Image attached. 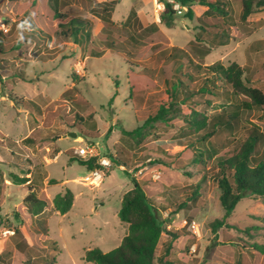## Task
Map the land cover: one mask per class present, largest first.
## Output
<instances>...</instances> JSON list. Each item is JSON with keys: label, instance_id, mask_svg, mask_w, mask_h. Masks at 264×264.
Masks as SVG:
<instances>
[{"label": "rangeland", "instance_id": "1", "mask_svg": "<svg viewBox=\"0 0 264 264\" xmlns=\"http://www.w3.org/2000/svg\"><path fill=\"white\" fill-rule=\"evenodd\" d=\"M96 1L104 0H61L62 8H75L90 21V30L92 26L89 39L74 41L60 30L52 31L40 2L0 0V168L6 172L12 168L19 176L33 171L44 188L43 207L33 208L44 214L30 221V205L22 204L15 211L18 219L0 223V237H5L2 230L25 223L40 237L36 249L23 255L13 257L9 250L6 264H31L33 256L36 264H94L83 260L88 249L109 252L125 234L118 213L122 195L134 180L153 199L164 223L157 258L172 243L170 257L175 264H264V197L242 199L226 218L241 231L213 228L225 215L216 180L221 152L209 157L205 147L218 148L233 135L222 129L211 139L203 138L232 113L264 134V107H248V98L223 80L200 90L206 72L199 68L235 62L246 69L249 84L264 93V6L254 0L252 14L242 21L243 0H209L220 3L226 18L203 13L193 3V19L187 16L188 6L174 8L175 24L169 28L161 19L167 9L160 0H117L113 25L103 24L91 13ZM22 20L27 28L19 32ZM29 21L52 31L51 37L36 43L28 34L23 36L22 31L31 28ZM222 31L230 36H221ZM226 39L230 43L220 46ZM205 46L211 53L204 59L190 49ZM186 74L193 77L192 82L184 78L193 96L178 103L173 117L152 120L172 83ZM139 127L141 134H123ZM86 144L118 164L104 169L96 184L83 178L65 185L64 180L89 173L76 152ZM60 150L65 153L57 159ZM199 154L203 162L193 163ZM44 156L49 159L46 166L40 161ZM9 176L14 184L6 190V206L8 196L17 200L26 192L11 172ZM44 178L52 195L73 190L68 214L55 212ZM196 184L199 195L193 199ZM9 236L13 243L22 241L15 233Z\"/></svg>", "mask_w": 264, "mask_h": 264}, {"label": "trees", "instance_id": "2", "mask_svg": "<svg viewBox=\"0 0 264 264\" xmlns=\"http://www.w3.org/2000/svg\"><path fill=\"white\" fill-rule=\"evenodd\" d=\"M165 3L167 11L162 14V22L169 28L174 26L173 14L175 13L173 5L168 0H160ZM180 6H188L187 16L193 19L195 9H192L193 3H198L199 10H203V13H210L216 15L218 18H226V11L220 7V3L209 0H174ZM254 0H243V10L241 14V20L246 21L252 14V6ZM35 5L38 2L43 4V7L47 10L48 20L52 31L57 30L56 33L71 38L74 41H78L79 38L89 39L91 37V30L89 28L90 21L81 15L80 11L75 10L73 7L62 8L61 0H31ZM118 4L117 0H104L101 2L96 1L91 8V13L95 15L105 25H113L112 19L113 13ZM259 4L264 6V0H260ZM211 22V21H210ZM210 22H207L210 24ZM30 29L28 32L22 31L23 36L29 35V38L36 40V43L44 41V37L50 38L52 31L39 29L32 22L29 21ZM21 28L26 30L25 21H21L18 31ZM221 36H230L222 32ZM230 43V40L226 39L220 46H224ZM191 44H195L192 42ZM111 46H115V43L110 42ZM194 54L200 53L201 59H204L211 53V49L208 46L197 49L190 47ZM129 59V57H128ZM201 70L206 72L204 76V85L200 90H209V82L213 86H217L219 80H223L226 84L230 85L234 92L243 95L248 98L246 105L248 107H264V93L261 89L251 86L249 80L244 77L246 69L237 63H231L226 66L222 62L218 61L212 65L199 66ZM20 74V72H19ZM189 79V82L193 81L192 76L179 75L171 85V89L168 92L167 100L159 105L158 113L152 120H166L167 116L173 117L175 114L174 109L180 101L189 99L193 96L194 92L185 85L184 78ZM202 123L201 121H195ZM147 125V124H145ZM143 125V127L145 126ZM219 127H215L211 132H208L204 139H211L216 133L222 129L231 131V137L223 139L218 148L214 147L210 149L205 147V152L209 157L212 154H217L219 151L221 155L218 156L217 164L219 167L218 175L216 177L219 189H220V203L225 211L223 219H217L213 228L216 230L223 226L233 227L236 230L241 231L240 227L235 224L226 223L228 218L235 210L238 203L245 198L264 197V149L260 150V147L264 143V134L256 126L244 125L241 122L240 115L238 113H232L221 123ZM143 127H139L134 131L123 130L124 135L141 134L139 133ZM112 129L107 132V136L110 135ZM240 135V136H239ZM239 136V137H238ZM220 147V148H219ZM202 154H199L194 159L195 164L203 162L201 158ZM110 158L114 163L118 162L114 157ZM80 165L86 166L88 170L92 171L101 166L97 163L96 157L89 159L78 160ZM121 165V164H119ZM2 170L0 168V176ZM14 181L17 184H24L29 181L27 176L20 177L19 175H12ZM31 192L25 198L23 204H28V208L32 213L35 212L33 208L43 207L44 201L37 197V193L32 191V186H29ZM199 185H195L191 198L195 199L199 195ZM74 194L70 189L64 192L58 193L53 199V205L57 212L62 215L67 214L73 207ZM39 210V209H38ZM42 210V209H40ZM118 216L123 224L126 226V234L123 236L120 245L109 252H104L100 248L95 247L88 249L83 257L86 262H92L94 264H156L159 259L160 264H175L174 260L170 257L172 243L166 248L163 257L156 255L158 245L164 232V223L157 215V209L154 205L153 199L148 196V193L143 189L141 184L134 180L133 186L128 189L122 197L121 207ZM15 217L18 216L15 213ZM14 229V228H12ZM15 233L21 236L20 230L16 229ZM175 237V235H172ZM251 246V245H250Z\"/></svg>", "mask_w": 264, "mask_h": 264}, {"label": "crops", "instance_id": "3", "mask_svg": "<svg viewBox=\"0 0 264 264\" xmlns=\"http://www.w3.org/2000/svg\"><path fill=\"white\" fill-rule=\"evenodd\" d=\"M65 152L60 150V152L56 155L57 159L61 156V154H64ZM40 161L46 166L49 164V159L46 158L44 156V159H40ZM45 161V162H44ZM53 161V160H51ZM48 162V163H47ZM83 166V165H82ZM42 167V166H41ZM83 167H86V166H83ZM87 168V167H86ZM2 170V175L0 176V221H4L6 220L7 218H10L12 220L13 217H15V211H18L20 205L23 204L25 198L29 195V193L31 192L29 186H32V191H35V193H37V197L40 198L41 200H44L42 195H43V190L44 188H42L41 184L42 182L39 181V183H37V177H33V171H30L28 170V173H25L24 175H20L21 177L23 176H27L29 178V181L24 183V184H21L20 186H22L23 188H26V192L25 194L24 193H21V198L20 199H17V200H13L11 196H8V198L10 199V203L6 206L5 203L7 201V196L5 195L6 193V190L8 189V186H12L14 183L11 181L10 179V172L13 174H18L17 172L13 171L12 168H9V170L6 172L4 171L3 169ZM88 170V168H87ZM90 172V170H88ZM89 174V173H88ZM86 174V175H88ZM85 175V176H86ZM85 176H82V177H79V178H72V179H66L64 180L62 183H65V185L68 184V182H70L71 180L73 182H77V181H81ZM12 177V176H11ZM46 177H51V174H49L48 176ZM38 180H40L38 178ZM43 184H45V190L47 191V197H48V201L52 202L53 204V199L54 197L58 194V193H61V192H64L65 190L69 189V188H66L64 190H61L60 192H57L56 194L52 195L50 193H48V181H47V178H44L43 180ZM59 182L55 183L54 185H58ZM29 185V186H28ZM87 185V184H86ZM99 185V184H98ZM89 186V185H87ZM96 185H92L90 187H94ZM39 187V189L37 188ZM89 187V188H90ZM130 189V188H129ZM28 190V191H27ZM72 192L73 190L70 189ZM128 190V189H127ZM126 190V191H127ZM125 191V192H126ZM124 192V193H125ZM74 194V192H73ZM123 196V195H122ZM75 198V196H74ZM7 204V203H6ZM72 210V209H71ZM70 210V211H71ZM56 213H59L55 210ZM30 213V212H29ZM28 213V216L30 217V221H34L36 218H38L39 216H41L42 214H44V211H40V212H34V213H31L29 214ZM69 213V212H68ZM67 213V214H68ZM94 213L96 214H99L100 212L98 211V208H95L94 209ZM60 214V213H59ZM62 215V214H60ZM66 215V214H65ZM64 216V215H62ZM3 217V218H2ZM121 221V220H120ZM9 223V226L12 224L10 222ZM122 224V222H121ZM28 224L25 223L23 224L22 226H20L18 228V230H20L21 232V238H22V241L20 242H17V243H13V240L10 236H5V237H0V264H6L9 262L10 258L9 256L11 255L9 252H13V257L14 256H17L18 253L20 255H23L25 254L26 252H28L29 250L37 247L36 244L38 242V239H40V237H38V234L35 230L29 228L27 226ZM123 225V224H122ZM124 226V225H123ZM125 228V226H124ZM15 229V228H14ZM13 229V230H14ZM16 230V229H15ZM15 230H14V233H15ZM125 230L127 231V229L125 228ZM49 231V230H48ZM126 231H125V234H126ZM124 234V235H125ZM15 235H17L15 233ZM123 234L120 235L119 238H123L124 236ZM122 238L119 239L120 243L122 241ZM119 243V244H120ZM118 244V245H119ZM12 245V246H11ZM117 245V246H118ZM11 246V247H10ZM116 246V247H117ZM10 247V249H9ZM99 248V247H98ZM36 249V248H35ZM10 250V251H9ZM36 259V256H33V259H32V262L31 264H36L37 261H35Z\"/></svg>", "mask_w": 264, "mask_h": 264}, {"label": "built area", "instance_id": "4", "mask_svg": "<svg viewBox=\"0 0 264 264\" xmlns=\"http://www.w3.org/2000/svg\"><path fill=\"white\" fill-rule=\"evenodd\" d=\"M168 1H169V3H171L173 5V9L174 8L179 9L182 7L178 3H176L174 0H168ZM162 3L165 5L164 2H162ZM76 152H77L79 157H82L84 159L96 157L97 163L101 166V168H97L95 170L90 171L89 174L84 177V180L90 184H96L99 181H101L103 178L102 171L104 169H109L114 164L113 160L110 157H106V156L100 157L99 153H97V151H95L92 144H86L84 147H79L76 150ZM12 230L13 229H9V228L4 229V230H2V235L3 236L11 235L14 233Z\"/></svg>", "mask_w": 264, "mask_h": 264}, {"label": "water", "instance_id": "5", "mask_svg": "<svg viewBox=\"0 0 264 264\" xmlns=\"http://www.w3.org/2000/svg\"><path fill=\"white\" fill-rule=\"evenodd\" d=\"M70 135L73 136V137H76L77 136V134L75 132H70ZM0 223H1V221H0ZM11 226H12V224L10 225V227Z\"/></svg>", "mask_w": 264, "mask_h": 264}]
</instances>
